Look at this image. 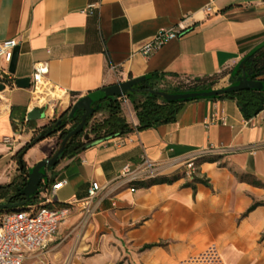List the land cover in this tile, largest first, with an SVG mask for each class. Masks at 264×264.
<instances>
[{
	"label": "crops",
	"instance_id": "1",
	"mask_svg": "<svg viewBox=\"0 0 264 264\" xmlns=\"http://www.w3.org/2000/svg\"><path fill=\"white\" fill-rule=\"evenodd\" d=\"M180 24L184 34L143 54L159 30ZM7 39L17 40L19 53L14 73L12 53L0 57V82L6 83L0 92V186L20 185L31 167L52 157L61 134H50L51 123L103 87L150 73L162 77L160 89L195 78H207L212 89L230 86L241 60L264 43V0H0V42ZM38 62L48 63L46 78L66 92V101L34 106L30 88L16 86L17 78L32 77ZM119 101L122 116L138 125L130 96ZM33 109L43 116L28 118ZM33 137L41 140L21 167L14 155ZM211 146L231 149L199 162V177L208 185L193 189L178 178L146 186L148 172L131 183L119 180L124 166L136 168L145 158L160 166L159 176L172 177ZM46 173V184L67 180L50 204L70 206L66 224L85 214L80 201L92 182L102 186L93 215L80 226L82 232L100 229V264L115 260L106 250L110 239L113 246L127 242L134 264H182L211 244L224 264H264V109L246 119L234 99L187 101L175 121L97 141ZM155 243L164 245L142 250Z\"/></svg>",
	"mask_w": 264,
	"mask_h": 264
},
{
	"label": "trees",
	"instance_id": "2",
	"mask_svg": "<svg viewBox=\"0 0 264 264\" xmlns=\"http://www.w3.org/2000/svg\"><path fill=\"white\" fill-rule=\"evenodd\" d=\"M243 59V67H239L235 71L236 80L234 81V83L237 82L238 76L243 74H246L247 78L249 79L258 80L259 77L264 74V44L251 51ZM160 79H162V77L157 73L144 75L141 77V80L133 86V90H129L125 93L126 95L130 96L137 108L139 123L136 126L130 124L126 120V118L122 116L121 102L119 101V97L121 96H107L101 100L95 101L93 104L94 106L97 104L101 105L100 108L95 112H98L100 110H107L108 115L101 121L93 123L91 126L90 121L93 115L89 116L87 118L84 129L79 134L72 136L68 140L64 150L59 155L58 162L62 159L72 157L79 151L85 149L86 147L94 144L97 141L114 138L117 136H123L130 132H133L134 130H143L156 127L160 124L173 122L175 121L178 112L181 110L185 102L204 99L198 97L190 98L188 100H168L160 95L158 93L159 91L173 93L204 91L212 89L211 84L208 82L207 78L187 79L186 81H182L178 86L171 89L157 88V83ZM135 94H141V98H139L138 100L133 98ZM208 98H230L236 100L243 116L246 119L252 118L264 109V89L250 88L222 91L218 95ZM83 113L84 110L79 109L74 114V116H70L69 110L51 123L52 131L50 132V134L56 132H60L61 134L58 147L56 151H54L52 156L61 147L62 140L65 138V136L81 122ZM68 125L70 126L67 127ZM40 140L41 138L33 137L29 142L24 144L14 155V157L19 160L24 168H26L24 155ZM193 178V181L186 182L185 185L192 186L193 189H196L197 183H204L207 185L209 184L208 180L202 177L194 176ZM176 179L178 178L158 176L156 178L150 179L146 186L155 183L173 182ZM27 180L28 178H25L20 183V185L10 184L0 186V192H3L0 193V199H5L4 203H10L12 205L9 208L3 209L4 211L11 212L23 208V206L37 203L39 199V192L32 194L31 196H27L21 193L22 189L27 183ZM21 202L26 203L20 206H15V204ZM258 204L259 203L255 202L249 208V211L254 209ZM158 245H164V243L146 244L142 247V250Z\"/></svg>",
	"mask_w": 264,
	"mask_h": 264
},
{
	"label": "built area",
	"instance_id": "3",
	"mask_svg": "<svg viewBox=\"0 0 264 264\" xmlns=\"http://www.w3.org/2000/svg\"><path fill=\"white\" fill-rule=\"evenodd\" d=\"M94 8L95 5H90L87 8V12L93 13ZM185 32V27L181 24L163 28L158 31L151 41L142 47V52L144 55H150L168 40L179 37ZM17 44L16 39L1 41L0 57L12 53ZM48 72L47 62L36 63L30 86L34 106H44L51 102V100L42 102V98L47 97L48 92H54L59 95L66 94L63 89L50 83L46 78ZM61 98L58 97L56 100ZM5 142L12 143L13 139L6 137ZM230 149L229 147L211 146L198 151L186 164L194 172V161L200 156L212 153L225 154ZM159 167L153 161L145 158L142 164L136 168H132L130 165L124 166L119 180L122 183H131L141 177L144 172H148L151 179L156 178L159 176ZM66 183V179L50 185L42 183L38 190L39 199L37 203L23 206V208L11 212L3 211L2 216H0V264H48L46 253L58 239L62 224L71 215V208L68 205L58 208L50 206L57 196V191ZM101 190L102 186L100 183L93 181L88 189L87 197L80 201L84 206L85 214L89 217L94 213L93 202L100 196ZM183 263L224 264L221 253L215 244H211L204 250L189 255L183 260Z\"/></svg>",
	"mask_w": 264,
	"mask_h": 264
},
{
	"label": "water",
	"instance_id": "4",
	"mask_svg": "<svg viewBox=\"0 0 264 264\" xmlns=\"http://www.w3.org/2000/svg\"><path fill=\"white\" fill-rule=\"evenodd\" d=\"M264 44V43H263ZM261 46V45H260ZM19 48L15 47L12 55L9 69L12 73L16 70V64L18 59ZM245 58V57H244ZM243 60H241L239 67H243ZM141 80V77L130 79L124 82L116 83L113 85H109L99 89L87 96H84L78 99L71 107H70V116H74V114L79 110L83 109L84 113L81 117V122L71 130L65 138L62 140L61 147L58 151L52 156L48 158H44L41 161L37 162L33 167L30 168L29 176L26 185L22 189L21 193L27 196H31L38 192L42 183H47V173L46 168H51L58 163V158L60 153L64 150L68 140L74 136L79 134L85 127L87 118L95 113L97 109L100 108V104L93 105L95 101L101 100L107 96H124L125 93L129 90H133V86L137 84ZM15 84L17 87L21 88H30L31 86V77H21L15 80ZM5 84L0 82V92L5 89ZM264 89V80L258 79H249L246 74L240 75L237 78L236 83H232L230 86L221 88V89H210L204 91H192V92H173L168 93L164 91H159L158 93L165 97L168 100H188L190 98H208L218 95L222 91H231V90H240V89ZM43 113L39 109H33L28 113V118H37L42 117ZM26 202H21L15 204V206H20L25 204ZM12 205L10 203H0V211L3 209L9 208Z\"/></svg>",
	"mask_w": 264,
	"mask_h": 264
},
{
	"label": "rangeland",
	"instance_id": "5",
	"mask_svg": "<svg viewBox=\"0 0 264 264\" xmlns=\"http://www.w3.org/2000/svg\"><path fill=\"white\" fill-rule=\"evenodd\" d=\"M107 115V110H100L98 112H95L90 121V126L95 122L101 121L103 117ZM222 155L223 154L218 153L202 155L194 161V172H192L187 164H185L181 168L176 170V173L171 175V178H185L186 182L193 181L194 176H199L198 166L201 160L216 159ZM18 163L22 167L21 163ZM4 202L5 199H0V203ZM3 211L4 210L0 211V216H2ZM90 217L86 214H83L81 216V219L68 224H66L65 222L61 226L58 235L60 238H58L51 245L46 253V260L48 264H100V254L104 252V247H102V242L100 240V229L94 230V228H91L92 232H82V230L80 231L82 222L86 221ZM106 250L108 252V255H115V260L113 262L109 261L107 264H134L132 258L130 257V255H132V251L127 242L123 239H121V243H116V245L114 246L112 240L110 239L108 249ZM182 264L184 263L182 262Z\"/></svg>",
	"mask_w": 264,
	"mask_h": 264
},
{
	"label": "bare ground",
	"instance_id": "6",
	"mask_svg": "<svg viewBox=\"0 0 264 264\" xmlns=\"http://www.w3.org/2000/svg\"><path fill=\"white\" fill-rule=\"evenodd\" d=\"M46 96L47 97H43L42 98V102L44 100L55 101L58 97H62L65 101L67 100V95L66 94L59 95V94H56L54 92H48V94ZM42 102H40V103H42Z\"/></svg>",
	"mask_w": 264,
	"mask_h": 264
}]
</instances>
